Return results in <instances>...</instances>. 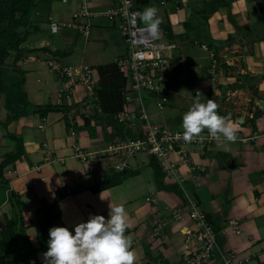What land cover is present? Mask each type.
Masks as SVG:
<instances>
[{
  "label": "crops",
  "instance_id": "obj_1",
  "mask_svg": "<svg viewBox=\"0 0 264 264\" xmlns=\"http://www.w3.org/2000/svg\"><path fill=\"white\" fill-rule=\"evenodd\" d=\"M108 1L92 0V5L104 7ZM160 1L142 3V11L155 7L159 29L178 45L169 113L184 114L197 93L201 102L214 95L219 114L237 130L236 141L191 146L189 164L174 156L183 183L165 182L179 185L184 200L158 189L145 155L129 158L128 167L117 170L120 159L104 149L111 145L107 129L94 125L97 132L92 137L83 128L80 100L84 89L79 86L77 93L69 90L50 66H87L64 64L72 53L48 40L50 33L54 34L51 19L71 23L78 3L40 0L28 24L20 29L26 36L20 53L12 51L5 68L10 80L18 77L16 71L25 74L24 91L32 105L61 110L46 116L30 113L9 121L5 94L0 93V164L16 152L11 136L23 140L26 152L3 172L7 186L0 184V245L18 241L11 192L25 205L24 225L33 243L37 227L32 223L38 220V212L62 193L61 219L54 226L72 231L91 215L107 219L110 206L121 205L127 213L125 234L136 254L134 264H184L189 245L185 232L194 229L188 203L194 201L220 229L224 252L243 264H264V110L260 106L264 102V0H164L163 5ZM5 27L6 23L0 22V31ZM31 50L35 51L29 53ZM57 51L62 55L55 56ZM211 54L218 60L215 80ZM90 67L98 73L97 67ZM174 99L182 103L181 111ZM239 99H245L243 106ZM104 152L106 156L101 154ZM80 154L93 159L84 163ZM232 161L234 169L230 168ZM125 171L132 175L121 184L95 191ZM231 222H236L239 234L233 232ZM43 253L38 255L41 264H45ZM0 264L14 261L2 258L0 250Z\"/></svg>",
  "mask_w": 264,
  "mask_h": 264
},
{
  "label": "built area",
  "instance_id": "obj_2",
  "mask_svg": "<svg viewBox=\"0 0 264 264\" xmlns=\"http://www.w3.org/2000/svg\"><path fill=\"white\" fill-rule=\"evenodd\" d=\"M60 1L63 4L77 2L78 9L73 13L71 23H58L51 19L52 33L57 34L61 29H73L89 38L95 23L105 19L112 27L118 29L127 44L125 53L115 61L126 79L123 109L116 116L117 125L122 129L124 138H116L106 150L109 155L120 159L116 169L124 171L128 167L126 162L129 158L145 155L158 161L166 174V179L182 184L183 179L180 177L174 156L189 164L191 162L189 147L195 145L209 147L214 139L208 131L203 130L191 141H185L181 135L183 131L155 123L149 113L151 106L158 112H163L171 104L173 94L171 87L178 67L176 57L178 45L168 39L160 29L158 37H153L147 31L139 16V13L143 12V0H109L108 5L104 7L93 6L92 0ZM160 3L163 5L165 1L161 0ZM211 57L215 80L218 65L214 54H211ZM50 66L58 75L60 82L69 90L77 93L79 86L84 89V96L80 100L82 114L91 120L93 126H97L98 123L101 125L102 123L95 119L97 114L104 117L98 107L97 89L100 81L98 73L90 66L79 69L66 67L60 63H53ZM211 99L217 103L214 95ZM106 129L109 134L114 133L112 126H107ZM79 157L84 163L93 159L88 154H80ZM188 210L194 229L185 232L189 243L184 256L185 264L218 262L243 264L238 262L233 254L221 249L215 228L210 225L207 214L196 202L190 201ZM231 224L234 225L233 232L239 234L236 222Z\"/></svg>",
  "mask_w": 264,
  "mask_h": 264
},
{
  "label": "trees",
  "instance_id": "obj_3",
  "mask_svg": "<svg viewBox=\"0 0 264 264\" xmlns=\"http://www.w3.org/2000/svg\"><path fill=\"white\" fill-rule=\"evenodd\" d=\"M39 1L0 0V22L6 23V27L0 31V93L5 94V107L11 114L9 121L18 120L30 113H38L41 116H46L49 112L61 110V108L51 105H32L27 100L24 91L25 74L16 71L18 77L15 80H10L8 78V71L5 68L6 60L11 52L15 51L20 53V46L26 38L25 35L21 34L20 29L28 24L29 18L39 5ZM148 2V0L142 1V3ZM34 51L31 50L29 53ZM58 54H60L59 51L55 52V56ZM97 70L100 79L99 88L97 89L99 99L98 107L101 109L104 117L97 114L95 119L96 121L104 123L102 125L105 130L107 126L113 127L114 133L106 136L107 140L112 144L116 138H124L122 129L117 125L116 116L123 109V91L125 89L126 79L115 63L98 66ZM83 128L89 132L90 136H96V128L92 125L90 119L84 118ZM11 137L16 142L17 149L15 153L7 155L5 161L0 164V184L4 186H7V182L3 177L4 169L11 163L17 162L21 157L26 156L23 140L16 136ZM149 165L154 171L158 189L175 193L184 200L179 185L167 184L165 182L166 174L155 158L149 159ZM131 175L132 173L128 171L115 174L110 180V184L101 186L95 191L117 186ZM63 199L64 194L58 193L51 206L45 207L38 212V220L32 223L33 226L37 227L36 243H33L28 236V228L24 225L23 212L25 205L16 193L11 192L10 202L14 212V226L17 231L18 241L10 246L0 245L2 258L11 257L14 264H41L38 255L41 252L47 251L49 229L54 227V223L61 219L60 203ZM207 220L215 228L220 246L222 244L219 236L220 229L215 227L209 214H207Z\"/></svg>",
  "mask_w": 264,
  "mask_h": 264
},
{
  "label": "clouds",
  "instance_id": "obj_4",
  "mask_svg": "<svg viewBox=\"0 0 264 264\" xmlns=\"http://www.w3.org/2000/svg\"><path fill=\"white\" fill-rule=\"evenodd\" d=\"M140 20L153 36L160 34L157 9L148 6L139 13ZM200 94L182 117V138L191 141L204 129L217 142H235L236 128L220 115L213 99L201 102ZM123 206H110L109 217L91 215L70 231L64 226L49 229L45 264H134L136 254L131 239L125 234L128 224Z\"/></svg>",
  "mask_w": 264,
  "mask_h": 264
},
{
  "label": "rangeland",
  "instance_id": "obj_5",
  "mask_svg": "<svg viewBox=\"0 0 264 264\" xmlns=\"http://www.w3.org/2000/svg\"><path fill=\"white\" fill-rule=\"evenodd\" d=\"M113 28L114 27H112L107 20L100 19L95 23L90 38H86L74 30L61 29L59 34L50 33L48 40L52 45L63 46L66 51L72 53L69 59L64 60V64L72 66L87 65L98 67L99 65L115 63V61L122 56L127 49V44L122 38L120 32L118 29ZM101 32L103 33V36L100 35ZM215 58L217 59V56H215ZM244 100L245 99H243V101L239 99L238 102L242 103L241 106H243V103L245 102ZM173 101H175L176 108L180 110L179 106L182 104L180 100L174 99ZM217 105L219 108H217V112L220 113L219 103ZM169 107L171 108L172 106H168L167 108ZM149 113L155 123L183 131L181 126L183 117L182 112H180L182 114L173 115L172 113H169V109H166V111L163 112H158L154 106H151V108H149ZM102 124L104 125L103 122ZM104 147L106 150L109 148L108 145H105ZM101 154L106 156L108 153L106 154L104 152Z\"/></svg>",
  "mask_w": 264,
  "mask_h": 264
},
{
  "label": "water",
  "instance_id": "obj_6",
  "mask_svg": "<svg viewBox=\"0 0 264 264\" xmlns=\"http://www.w3.org/2000/svg\"><path fill=\"white\" fill-rule=\"evenodd\" d=\"M260 106H261V108L264 110V102H261V103H260ZM230 168H232V169L235 168V162H234V161L231 162Z\"/></svg>",
  "mask_w": 264,
  "mask_h": 264
}]
</instances>
